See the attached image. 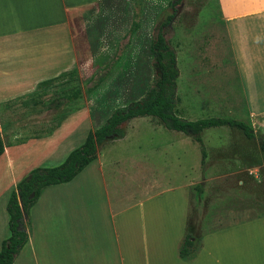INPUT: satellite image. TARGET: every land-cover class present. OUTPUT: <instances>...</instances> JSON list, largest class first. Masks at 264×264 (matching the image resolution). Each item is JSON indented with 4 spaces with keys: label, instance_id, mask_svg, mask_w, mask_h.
Returning <instances> with one entry per match:
<instances>
[{
    "label": "crops",
    "instance_id": "1",
    "mask_svg": "<svg viewBox=\"0 0 264 264\" xmlns=\"http://www.w3.org/2000/svg\"><path fill=\"white\" fill-rule=\"evenodd\" d=\"M217 1L237 79L218 84L207 80L206 93L218 101L228 100L229 95H238L239 99L241 95L249 102V123L256 136H263L264 0ZM39 6H45L43 11L38 10ZM132 12L131 0H0V130L13 127L5 119L16 107L9 103L31 94L39 83L72 69H77L82 83L90 78L95 61L114 56L131 23ZM145 25L146 22L132 36L107 79L85 97V106L70 114L51 136L30 138L23 143L4 141L0 176H5V184L1 195L4 191L10 195L31 170L60 165L83 144L88 132L100 128L115 109L144 96L153 77L151 42L146 43L142 37L147 30ZM206 51L210 58V48ZM141 53L147 55L143 60L146 69L139 66ZM142 68L146 71L143 78ZM204 90L195 89L197 93ZM156 120H146L153 133L161 125ZM71 121L75 125L70 126ZM129 122L120 126L123 136L118 139L127 136ZM11 132L15 134V130ZM71 139L82 143L71 148ZM115 140L101 145L97 159L73 180L44 189L30 210L28 243L13 264H264L262 203L251 216H246L245 209L234 208L236 203L239 207L247 205L248 199L257 202L256 194L260 193L255 187L237 177V185L244 187L232 191L230 168L213 167L209 172L200 168L201 172L196 166L188 174L191 176L187 175L191 178L188 183L174 190L176 204L167 206L171 202L165 199L169 173L161 160L142 158V169L137 174L103 172L106 163L101 161L99 152ZM187 140L182 138L179 144ZM225 150L216 148L210 163L227 164L233 155L229 148ZM241 154L244 159L254 155L246 146L241 148ZM111 162L114 163L110 165L117 164L115 160ZM251 169L243 167L240 171ZM136 176L146 183L147 191L118 203V198L111 195L117 185L111 182L121 177L132 181ZM4 223L0 249L9 235L8 214ZM188 230L201 239V244L193 259L183 260L179 247Z\"/></svg>",
    "mask_w": 264,
    "mask_h": 264
},
{
    "label": "rangeland",
    "instance_id": "2",
    "mask_svg": "<svg viewBox=\"0 0 264 264\" xmlns=\"http://www.w3.org/2000/svg\"><path fill=\"white\" fill-rule=\"evenodd\" d=\"M170 1L176 0H144L139 23L140 26L143 27L144 22H146L145 27L147 30L142 34V37L144 36L143 39L147 43L152 40L157 16L161 14L165 8L166 12L164 15L162 14V19L167 15L175 14L171 22L163 29L169 45L176 53L177 67L179 70V76L176 82L175 114L187 121L221 118L249 123L251 119L249 116V102L243 100V98L240 97L241 95H239V99L238 95H229L230 98L228 100L218 101L212 100L210 98L211 96L206 93V89L208 88L207 80L210 83L218 84L226 81L233 82L237 79L232 71L233 62L231 59V51L224 37L221 25V11L218 1L182 0L174 6V9L168 7ZM44 7L45 6H39L38 10L41 12ZM46 11H48V9ZM124 35L121 37L118 44L120 42L121 45L125 43V41H121ZM146 47L147 46H145V48ZM207 48H210L211 59L206 54ZM198 52L199 55H197ZM141 57L143 58L139 66H144L146 69V64L143 61L147 59L146 53H141ZM145 69L142 68L140 72L142 78L146 76ZM93 72L94 69L92 65V75ZM196 78L200 80L196 81ZM88 79L83 83L81 82L83 87L86 85ZM198 87L202 90L205 89V92L197 93L195 89ZM232 87L236 89L238 86L236 87L234 84ZM49 96H52V91H50ZM49 96H47L46 99H48ZM261 103L264 104V102ZM30 109L31 108L28 106L23 107L18 105L17 107L16 105L13 111L11 110L5 115V119L10 121L13 126L8 129V131L6 128L2 129L5 143L33 137L35 135L46 134L55 126V116L58 115L57 113H54L53 110L45 108V104L33 108L32 112L29 111ZM60 112L61 111H58V113ZM78 118L80 119V117L77 116L76 119ZM148 118L149 117H141L131 120L129 122V127H127L128 134L124 139H116L113 143L105 145L100 150L101 161L106 163V167L103 169V172L106 175L112 173H116V175H121V173L137 174V172L142 169V158L154 159L155 161L161 160L162 165L165 164V167L167 168V174L169 173L166 182V190L168 193L165 199L171 200L170 205L167 206H173L176 204L174 203V200L177 194L174 190L180 185L188 183L191 178H188L187 175L196 166L197 168H202L204 171L208 172L212 171L213 167L217 169L228 167L230 168V173H232L229 183L232 191H238L244 187L237 185L238 182L236 179L239 177L243 179L247 186L251 185L255 187L260 193L256 194L257 199H259L257 202L256 200H253L252 202L248 199L247 205H241V207H239L236 203L234 208L240 209L241 211H243L242 209H245L248 211L246 216H251L260 210L259 203H262V206L264 207V154H262L259 149L261 134L258 133L256 136L257 141L251 142L248 146L254 153V155H252L254 156L252 161H254V159L259 160L261 163L260 167L257 169L240 171L242 165H246L248 162L246 160L247 158L244 159L242 156L241 148L239 147L245 146V138L242 133L237 129L228 126L204 130L202 133V139L207 154L210 153V156L202 167L201 150L197 143L189 137H185L184 134L168 130L161 125L158 126L157 131L153 133L150 127L147 126L146 120ZM0 122L2 121L0 120ZM71 122L70 126L75 125V122ZM11 130H15V134L14 132H11ZM182 138H188V140L186 143L179 144V141ZM81 143L82 142L76 141L73 143V140L71 139V142L68 141V146L71 148L78 147ZM220 147L226 150L229 148L231 152L230 154L233 156L228 158L229 162H227L229 164L213 165L210 163L211 156L215 153L214 150H216V148L220 149ZM160 152H162L163 155H160ZM179 153L182 154L180 161L177 159ZM155 154L159 155L155 156ZM239 155L242 158L239 157ZM114 160L117 164L110 165L111 163H114L111 162ZM220 160L221 159H219V161ZM4 178V175L0 176V237L6 230L4 220L7 215L6 203L9 195V193H6L5 191L3 195H1L2 187L5 184ZM111 183L117 185V187L111 189V195L118 198V203L122 202L120 199L125 200V197H130L131 195H134L137 198L138 195L145 193V191H147L146 188H148L145 187L146 183L143 180L139 181V177L137 176L135 177V180L132 181L126 180V177L125 180H123L121 177ZM199 184L201 187L204 186L201 182ZM131 185H134V187L131 188ZM158 185L159 182H156V189L158 188ZM90 200L94 203L93 199ZM238 200L242 203L240 199ZM91 201L88 202L89 205L92 204Z\"/></svg>",
    "mask_w": 264,
    "mask_h": 264
},
{
    "label": "trees",
    "instance_id": "3",
    "mask_svg": "<svg viewBox=\"0 0 264 264\" xmlns=\"http://www.w3.org/2000/svg\"><path fill=\"white\" fill-rule=\"evenodd\" d=\"M181 1H170L168 7L174 9V6ZM131 3L133 8L132 22L121 40L125 41V43L123 45H121V42L118 44L113 57L101 58L94 62L93 75L88 79L84 87L79 79L77 69H72L59 74L53 79L39 83L36 90L31 94L9 103L10 105L15 104L31 108L45 104V108L53 110L58 115L55 116V126L49 132L18 140V143H23L30 138L51 136L70 114L84 107L85 97L94 92L107 79L118 64L123 52L129 47L131 37L140 27L139 18L143 0H131ZM165 12L166 8L155 20V30L150 44L153 79L144 96L124 107L115 109L100 128L88 132L83 144L72 150L60 165L38 167L31 170L11 191L6 205L9 235L1 244L0 264H13L17 255L28 243L30 236V210L44 189L73 180L97 159L99 147L112 140L109 138L110 136L114 137L113 140L123 136L120 126L133 119L152 117L157 119L166 129L182 133L191 138L200 147L202 167L205 165L207 158V150L202 139V133L206 129L223 126L237 129L244 136V141L248 142H244L246 148L251 142L257 141L256 134L250 123L221 118L187 121L175 114L176 82L179 70L176 53L169 45L163 30L171 22L175 14L167 15L164 17L165 19H162L161 16ZM50 91H52L51 97L49 96ZM47 96H49L48 99H46ZM58 111L61 112L58 113ZM4 149L3 131L0 130V157L4 153ZM259 149L264 154V135L260 137ZM253 157H247L246 160L248 162L246 165L241 164L242 168L260 167V161L257 159L252 161ZM32 194L33 197H31ZM24 214L27 215L25 221L23 220ZM189 230L179 247V256L183 260L193 259L201 244V239L192 235Z\"/></svg>",
    "mask_w": 264,
    "mask_h": 264
},
{
    "label": "water",
    "instance_id": "4",
    "mask_svg": "<svg viewBox=\"0 0 264 264\" xmlns=\"http://www.w3.org/2000/svg\"><path fill=\"white\" fill-rule=\"evenodd\" d=\"M109 138H110V139H113L114 137H113V136H110ZM31 197H33V194L31 195ZM26 219H27V215L24 214V215H23V220L25 221Z\"/></svg>",
    "mask_w": 264,
    "mask_h": 264
}]
</instances>
